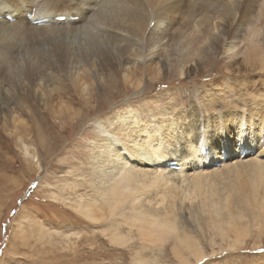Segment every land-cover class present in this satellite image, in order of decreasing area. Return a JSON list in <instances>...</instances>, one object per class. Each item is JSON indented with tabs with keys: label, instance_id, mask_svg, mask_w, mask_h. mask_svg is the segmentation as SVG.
<instances>
[{
	"label": "bare ground",
	"instance_id": "obj_1",
	"mask_svg": "<svg viewBox=\"0 0 264 264\" xmlns=\"http://www.w3.org/2000/svg\"><path fill=\"white\" fill-rule=\"evenodd\" d=\"M260 1L0 0L4 131L25 161L38 168L42 163L34 151L46 148L48 114L75 121L80 129L82 122L93 121L95 100L146 95L142 107L148 119L142 120L128 99L112 117L94 121L88 174L73 175L80 179L72 187L76 213L103 225L104 234L117 244H128L131 238L124 234L134 230L147 242L159 241V249L172 241V253L184 264L202 262L207 252L196 235L180 227L179 218L201 216L227 242L232 233L240 241L251 227L264 232V139L252 144L264 137V48L257 39L261 35L254 36L250 28L263 7ZM204 26L210 35L203 33ZM190 31L192 37H204L197 47L194 41L185 45ZM23 40L27 44L21 52ZM219 60L231 72L249 76L243 88L240 82L232 86V77L224 88L217 81L205 91L194 81L189 106L178 104L170 92L147 99L166 75L191 78ZM3 77L9 88L2 86ZM70 94L76 109L65 99L71 100ZM22 96L27 98L23 103ZM23 113L35 123L32 128ZM246 149L250 155L241 156ZM45 153L50 156L51 150ZM173 162L175 169L167 167ZM82 188L89 194H81ZM213 236L211 245L216 244ZM137 256L136 264H161L158 256Z\"/></svg>",
	"mask_w": 264,
	"mask_h": 264
},
{
	"label": "rangeland",
	"instance_id": "obj_2",
	"mask_svg": "<svg viewBox=\"0 0 264 264\" xmlns=\"http://www.w3.org/2000/svg\"><path fill=\"white\" fill-rule=\"evenodd\" d=\"M255 1L259 2L260 0ZM260 2H263V7L260 10L258 9L259 14L256 11L257 15L255 14L253 17V27L250 28L254 30V36L256 33L261 35L257 39L258 42L260 40L259 43L264 48V0ZM211 15H218V13ZM204 27L202 28L203 33L210 35L209 26ZM188 28L190 30L191 26ZM189 33L194 32H187V35L185 33L184 41L187 40L185 45H189L188 42L194 41L191 44L197 47L199 39H204V37H192ZM37 35L38 33L34 37ZM177 41L181 40L177 38ZM26 44V40L21 41V52L24 51ZM14 58L16 59L15 56ZM47 60L53 62L56 58ZM225 64V62L219 60L216 64L209 65L207 69L205 68L199 74L187 79H182V77L178 79L179 77L175 75H169V77L166 75L154 83L151 92L147 94V99L150 101L155 96L157 98L163 97L164 94L167 96V93L170 92L173 99L178 100V104L189 106L194 101L190 92L194 81L199 89L201 87L205 91L206 89H213V83L217 81L224 88L228 83V78L232 77L233 80L229 81L230 84L237 86V83L240 82L243 88L244 85L241 83L248 81L249 76L235 74ZM4 76H6L5 72ZM7 76H9L8 73ZM238 76L240 77L239 81ZM8 80L3 77V87L9 88ZM203 86L205 88H202ZM104 93L105 90L100 94ZM22 97L21 101L23 103L27 98ZM69 97L72 101L65 99L71 104V108L76 109L74 96L70 94ZM145 97L146 95L141 99H132L129 95L120 97L115 101L109 97L106 101L95 100L92 105L93 109L90 112L93 121L82 122L80 129L76 126L77 123H74L75 121L67 120L66 123L48 114L43 123L46 148L43 149L38 146L34 151L40 156L42 163V166L38 168L31 164L29 160L25 161L19 150L20 147L16 144L15 139L4 131L3 121L0 119V264H136L137 255L154 256V258L158 256L161 264H184L179 262L180 260H177L172 253V241H170L172 245L167 242L162 249H159V241L156 242L158 243L156 247V243H154L156 240L147 242V238H144V240L140 236V231L136 232L134 230L131 236L124 234L128 239L131 238L127 242L128 244H117L111 242L109 237L104 234L105 228L103 225L89 222L83 216L77 214L73 208V198L77 196L72 187L75 182H80V179L76 180L73 175L78 172L83 173V171L85 175L88 174L86 171H88L89 145L92 143L91 138H95L92 134L95 131L94 121L100 117L104 119L112 117L119 107L123 108L125 106L126 102H123L128 99H130L132 107L138 110L137 113L140 118L146 120L148 119V116H146L148 115L147 108L142 107ZM161 101L165 103L169 99H161ZM83 110L88 112L89 109L86 107ZM20 116L25 119L23 120L24 123H27L30 128L34 126L35 123L29 122L26 113L20 114ZM13 126L11 124L9 128L14 129ZM34 137L36 138V134H34ZM260 139H264V137L257 138L252 144L258 145ZM46 149L51 150L50 156L45 153ZM234 151L235 146L232 155ZM207 165L205 164V166ZM81 194H89V190L82 188ZM246 215L249 216V212H246ZM187 218L178 219L180 227L182 229L186 228L191 231L192 235H196L201 246L207 252V257L202 262L197 263L195 259H192L193 263L264 264L263 231L250 226L249 236L242 235L241 240L238 241L237 235L232 233L231 239L227 242L228 240L223 241L209 230L203 217L200 216V219L198 216L190 215ZM247 218L250 219L251 216ZM126 233H128V230ZM212 236L216 242L215 245L210 244L209 239Z\"/></svg>",
	"mask_w": 264,
	"mask_h": 264
}]
</instances>
